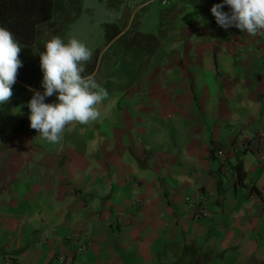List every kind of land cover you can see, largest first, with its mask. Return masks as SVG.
I'll return each instance as SVG.
<instances>
[{
    "label": "crops",
    "instance_id": "1",
    "mask_svg": "<svg viewBox=\"0 0 264 264\" xmlns=\"http://www.w3.org/2000/svg\"><path fill=\"white\" fill-rule=\"evenodd\" d=\"M195 23L60 143L0 115V264H264V31ZM199 193L211 215L198 219L185 199Z\"/></svg>",
    "mask_w": 264,
    "mask_h": 264
},
{
    "label": "clouds",
    "instance_id": "2",
    "mask_svg": "<svg viewBox=\"0 0 264 264\" xmlns=\"http://www.w3.org/2000/svg\"><path fill=\"white\" fill-rule=\"evenodd\" d=\"M227 6L229 11L223 9ZM211 14L219 27L227 30L236 28L250 36L264 31V0H223L214 4ZM40 54V68L43 72L44 91L31 90L32 98L27 107L30 128L39 137L50 142L60 143L66 126L78 123L87 125L100 117L98 105L108 92L94 78L82 75L90 62L93 52L76 37L67 43L59 36H53ZM21 44L14 34L0 27V105L10 102L16 83ZM56 94L55 103H45L46 98Z\"/></svg>",
    "mask_w": 264,
    "mask_h": 264
},
{
    "label": "trees",
    "instance_id": "3",
    "mask_svg": "<svg viewBox=\"0 0 264 264\" xmlns=\"http://www.w3.org/2000/svg\"><path fill=\"white\" fill-rule=\"evenodd\" d=\"M178 0L171 4L161 14L167 18L168 14L174 11L178 5ZM68 2V4H66ZM223 0H185L177 9L178 13L172 17L175 21L180 17L184 9L190 5L196 7L201 12L209 26L217 25L215 17L211 14L214 4L222 3ZM82 0H0V27L10 30L15 39L21 44L19 59L22 67L18 69L16 83L12 87L13 96L5 106H18L21 111L30 114L27 107L32 98L31 90L44 91L42 87L43 72L40 68V54L45 52V43L42 38L43 27H66L72 22L70 8L72 5L77 14L80 13ZM224 11H229L225 6ZM167 22V20H166ZM104 38L108 48L105 52H113V62L110 68L112 74L123 79L127 75L129 80L127 86L139 82V72H141L159 46L160 39L165 36V32L158 35L143 32L133 23L129 29L123 30L117 23H105ZM171 29L174 28L170 24ZM28 54V64H24L23 58ZM35 54V56H33ZM98 62V50L94 52L92 59L86 65V70L82 74H91ZM118 71L116 72V70ZM106 85V84H104ZM31 89V90H30ZM56 94L46 98L45 103H55ZM237 179L241 181L243 172L239 162L235 165Z\"/></svg>",
    "mask_w": 264,
    "mask_h": 264
},
{
    "label": "rangeland",
    "instance_id": "4",
    "mask_svg": "<svg viewBox=\"0 0 264 264\" xmlns=\"http://www.w3.org/2000/svg\"><path fill=\"white\" fill-rule=\"evenodd\" d=\"M184 1L185 0H178L176 9L170 12L167 18H163L161 10L164 12L166 8L175 3L176 0H82L79 14L76 13L72 5L65 6L66 8H70L69 18H72L71 23L63 28L52 26L43 27L42 38L44 41H48L53 36H59L65 43H67L68 39L76 37L92 50L93 55L94 52L98 50L97 65L94 71L87 76L94 78L103 88L107 90L108 93L121 92L122 90L128 88L126 82H128L129 77L125 75L123 76V79H120L118 78L117 73L112 74L110 72L113 62V52L111 50L105 52L108 45L106 44L104 38L105 31L103 25L105 23L115 22L125 31L134 23L135 26L139 27V29L143 32L154 35H158L160 32H165L166 35L170 30H173L169 28L170 24L176 27L177 23H184L185 26H188L190 23L196 22L195 24L197 26L203 28L218 29L216 26H209V23L206 22L203 14L193 5L184 9L176 21L175 19L171 21L172 17L178 13V7L182 5ZM66 4H68V2ZM218 36L224 38L222 35ZM245 50L252 51V47L242 46L238 48V50L234 53V59H240ZM156 51L152 57L148 59L147 64L150 63L153 56L156 55ZM33 56H35V54H33ZM22 61L24 64L29 65L28 54L26 55V58L22 59ZM117 71L118 69L116 72ZM142 72L143 70L139 72V79H141ZM1 108L0 115L2 117L5 114L3 116L4 119L12 120L15 118L14 114H17L18 112L23 122L30 125V121L28 119L30 114L25 113L23 110L21 111L18 106L1 105ZM6 109H9V111ZM65 129L63 133H65Z\"/></svg>",
    "mask_w": 264,
    "mask_h": 264
},
{
    "label": "built area",
    "instance_id": "5",
    "mask_svg": "<svg viewBox=\"0 0 264 264\" xmlns=\"http://www.w3.org/2000/svg\"><path fill=\"white\" fill-rule=\"evenodd\" d=\"M144 95H145V91L138 93L137 99L142 100L144 98ZM258 135H259L260 142H261V149H262V151H264V130L259 129ZM217 159H218L220 170L222 172H225V173L229 172L230 168L228 165V159H227L226 154H224L223 152H218L217 153ZM205 195H206V193H199L196 196H188L185 199V203L187 204V206L195 209V212H194L195 218H198V219L199 218H205V217H208L211 215L209 210L206 208ZM262 196H263V192H259L258 193V202H259V204L263 205L262 212L264 213V204H263L264 199ZM69 238L72 239V243H73V246L75 248L74 254L81 253L84 250V247L78 242L75 233L70 235ZM73 258H74V255L58 254V256H57V259H58L59 263H61V264L71 263L73 261ZM2 264H19V262L16 260H13L12 258L7 256V257H4V259L2 260Z\"/></svg>",
    "mask_w": 264,
    "mask_h": 264
}]
</instances>
